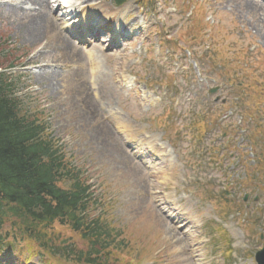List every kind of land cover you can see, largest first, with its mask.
<instances>
[{
    "label": "rangeland",
    "instance_id": "1",
    "mask_svg": "<svg viewBox=\"0 0 264 264\" xmlns=\"http://www.w3.org/2000/svg\"><path fill=\"white\" fill-rule=\"evenodd\" d=\"M254 3L149 0L148 9L132 1L116 9L110 0H88V18L145 26L147 36L116 56L90 49L98 64L94 91L84 49L59 24L47 16L53 31L46 26L34 40L8 7L13 1L0 0L4 54L24 56L7 75L25 76L23 93L43 111L52 136L89 170L90 184L117 207L115 218L142 239L130 250L154 240L147 250L160 264H192L191 251L197 264H254L264 247V182L246 175L254 168L248 174L264 181V170L255 169L264 157V4ZM111 7L117 17L100 16ZM126 74L128 93L115 81ZM156 145L166 153L151 163L140 158Z\"/></svg>",
    "mask_w": 264,
    "mask_h": 264
},
{
    "label": "trees",
    "instance_id": "2",
    "mask_svg": "<svg viewBox=\"0 0 264 264\" xmlns=\"http://www.w3.org/2000/svg\"><path fill=\"white\" fill-rule=\"evenodd\" d=\"M6 43L0 42V69L14 66L6 63L10 61L4 54ZM18 85L0 74V228L6 220L13 221L18 232L38 236L43 251L58 253L66 262L110 264L108 249L119 243L113 226L91 220V187L47 133L32 101L18 95ZM255 169L264 170V157ZM70 232L86 244L85 249H73ZM49 241L52 250L47 248Z\"/></svg>",
    "mask_w": 264,
    "mask_h": 264
},
{
    "label": "bare ground",
    "instance_id": "3",
    "mask_svg": "<svg viewBox=\"0 0 264 264\" xmlns=\"http://www.w3.org/2000/svg\"><path fill=\"white\" fill-rule=\"evenodd\" d=\"M78 1L82 2V0H78ZM87 1L88 0H84L83 4H80L82 7L80 9V19L79 20H80V22L82 21V24H84V20L86 19V15H87V10L89 9L88 7H84L87 5ZM249 3H251L252 5H255L253 0H249ZM19 5L20 6L27 5L30 7V9L28 11L22 12V11H19V9L16 6H14V11L16 13H19V12L21 13V15L23 17V20L21 21V23L24 24L25 30H27L26 31V33H28L27 36L34 39V40L39 39L40 32L46 26H47L46 31H53L52 24H50V21L47 17V16H49L51 19V16L53 15V10H52L53 5L56 6L57 10L58 9H62V10L66 9L65 5H60L58 1H53V0H22L19 3ZM73 5H75V4H71L70 6L67 7V9H71L73 7ZM111 15L112 14H111L110 9L100 12V16H111ZM52 22H58V18L55 21L52 20ZM65 44L68 45L66 41H65ZM90 112H92V111H90ZM121 123L122 122L118 118L113 117L112 124L114 126L118 125L120 129H123V127L121 126ZM130 133L131 132L127 131V136H129ZM151 147H150V156H154L157 152L155 150H153ZM157 150L160 151L159 148H157ZM162 151H163L162 153H166L165 148H163ZM160 157H165V155H160Z\"/></svg>",
    "mask_w": 264,
    "mask_h": 264
},
{
    "label": "water",
    "instance_id": "4",
    "mask_svg": "<svg viewBox=\"0 0 264 264\" xmlns=\"http://www.w3.org/2000/svg\"><path fill=\"white\" fill-rule=\"evenodd\" d=\"M256 259L259 264H264V249L261 252L257 253Z\"/></svg>",
    "mask_w": 264,
    "mask_h": 264
}]
</instances>
